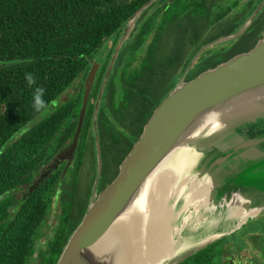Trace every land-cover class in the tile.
Returning <instances> with one entry per match:
<instances>
[{
	"label": "trees",
	"instance_id": "obj_1",
	"mask_svg": "<svg viewBox=\"0 0 264 264\" xmlns=\"http://www.w3.org/2000/svg\"><path fill=\"white\" fill-rule=\"evenodd\" d=\"M147 1L0 0V264H56L80 223L87 205L73 210L64 202L57 225L41 244L40 230L52 202L64 201V195L71 198L59 189L67 180L56 171L30 192L32 183L24 199L20 189L51 159L52 142L57 137L61 142L70 139L75 132L76 113L69 115L65 105L54 104ZM29 72L36 77L32 87L25 80ZM35 87L45 89L46 107L39 111L32 106ZM159 101L153 99V109ZM50 107L53 113L23 130ZM91 112L92 107L83 130ZM110 182L105 180L104 186ZM211 248L179 264H207L206 253L211 254Z\"/></svg>",
	"mask_w": 264,
	"mask_h": 264
},
{
	"label": "flooded vegetation",
	"instance_id": "obj_2",
	"mask_svg": "<svg viewBox=\"0 0 264 264\" xmlns=\"http://www.w3.org/2000/svg\"><path fill=\"white\" fill-rule=\"evenodd\" d=\"M175 1L177 0H148L145 5L150 2L149 6L137 17L131 28L128 29L127 22L97 53L96 58L89 60L86 72L54 104L56 107L65 105L69 115L76 113L75 132L82 108L84 107L85 118L92 107L90 123L83 130V118L73 151L65 155V160L56 170H51V175L59 171L60 178L65 180L74 174L70 183L59 188L62 190L60 192L69 193L72 188L76 191L77 174L86 159L93 163L94 170L103 181L95 195L87 200L72 201L64 195V201L60 198L53 201L51 209H57L55 226L56 216L61 213L64 202L68 201L73 210L81 208L83 204L88 207L91 200L116 178L120 165L142 135L156 108L175 87L181 83H189L202 73L250 52L264 40V0H187L181 7V14L169 12V4ZM213 10L215 12L212 14ZM163 50L165 52L160 57ZM92 68L95 69L94 76L87 87L86 82ZM202 68L206 69L200 71ZM173 75H177L178 83L173 84V89L169 91L165 84ZM154 98L160 101L153 109ZM75 132L70 139L61 142L58 139L60 137H57L52 142L54 152L51 159L40 166L31 183L20 189L19 194L23 199L29 186L47 172V168L53 165L61 153L72 147ZM105 180L111 182L104 186ZM233 195L220 194L219 200L224 202L223 199L226 200L227 197L231 200ZM241 197L247 203L245 196ZM222 206L218 207L223 208ZM210 219L213 220L214 217ZM240 223L239 220L238 224ZM211 226L213 225L208 227L213 229V234L208 232L204 237H214L216 243L227 236L223 230L226 227L223 222ZM254 232L251 228L241 239L236 237V243L229 245L232 253H221L222 263L264 264L259 261L260 251L252 252L248 260L241 259L244 253L247 254L244 249L249 244L253 248L256 246L257 240L254 241L255 237L250 236ZM210 245L208 247H212L213 243Z\"/></svg>",
	"mask_w": 264,
	"mask_h": 264
},
{
	"label": "water",
	"instance_id": "obj_3",
	"mask_svg": "<svg viewBox=\"0 0 264 264\" xmlns=\"http://www.w3.org/2000/svg\"><path fill=\"white\" fill-rule=\"evenodd\" d=\"M149 4L128 21V29ZM94 71L92 68L87 87ZM211 116H215L217 122L205 125ZM83 118L84 107L72 147L61 153L60 158L73 151ZM260 124L264 129V40L250 52L202 73L189 83H181L171 91L156 108L142 135L120 165L116 178L91 200L56 264H121L124 241L120 234H110L111 229L135 205L156 171L181 149L191 147L200 155V166L207 170L192 175L199 177L206 173L208 177L205 179L212 183L211 192L227 193L226 190L232 187L234 189L228 193L233 196L252 192L264 200V136L259 130ZM211 142L227 143V147L221 152L211 146ZM201 151L207 155L201 156ZM247 172L250 173L248 177ZM50 174L51 168L48 167L47 172L29 188L30 192ZM232 179L237 184L232 183ZM225 211H228L226 206ZM193 212H189L190 217ZM262 212L259 209L254 217ZM215 240L214 237L183 238L178 251L158 264H179Z\"/></svg>",
	"mask_w": 264,
	"mask_h": 264
},
{
	"label": "bare ground",
	"instance_id": "obj_4",
	"mask_svg": "<svg viewBox=\"0 0 264 264\" xmlns=\"http://www.w3.org/2000/svg\"><path fill=\"white\" fill-rule=\"evenodd\" d=\"M215 121L217 122L215 116H211L205 125ZM209 144L221 152L227 147V143ZM193 150L191 147L181 149L164 163L148 181L135 205L111 229L110 234L118 233L124 241L123 255H120L121 264H158L161 259L178 251L183 240L177 242L174 235L179 233L186 222L193 220L190 213L184 218L183 225L173 227L174 203L168 205L169 201L183 196V209L189 212L193 209L194 222L199 221L201 208L210 211L216 209L211 206L212 183L208 179L201 181L197 176L190 177L196 161ZM245 203L240 195H235L229 202H223V205L233 212L229 217L240 218V222H243L259 212V209H244Z\"/></svg>",
	"mask_w": 264,
	"mask_h": 264
},
{
	"label": "rangeland",
	"instance_id": "obj_5",
	"mask_svg": "<svg viewBox=\"0 0 264 264\" xmlns=\"http://www.w3.org/2000/svg\"><path fill=\"white\" fill-rule=\"evenodd\" d=\"M187 0H177L175 2H173V4H169V9H170V13H178L181 14L183 13L182 11V6L184 4H186ZM215 11L213 10L211 13L213 14ZM165 51H161L160 52V57L163 55ZM177 75H173L172 78L169 80V82H167L165 84V88L169 87L172 84H177ZM54 109L52 107L47 108L45 110H43L36 118H34L32 121H30L28 123V125L23 129V130H27L32 128L34 125H37L40 121H42L44 118L48 117L51 113H53ZM263 125L260 124L259 126V130H261V133L264 136V129H262ZM194 154V158H196V162L193 165V168L191 170V174H197L199 171H204L207 169H202L200 166V159L198 161V158L200 157V155L198 153H195V151L192 152ZM203 155H207V153L202 152L201 151V156ZM65 160V154L63 155V158L58 157L55 162L53 163L52 166H50L51 170H56L58 168V166L60 165V163ZM75 162V161H74ZM73 162V163H74ZM72 165V164H71ZM264 168V167H262ZM98 170H99V164H98ZM249 172L246 173V177L249 176ZM74 174H71L69 178H67V183H70L71 179L73 178ZM194 175H190V177H193ZM208 177V175L202 174V176H199L198 178L203 181L205 180V178ZM240 182V180H239ZM246 182V181H245ZM103 183V181H101L99 179L98 174L96 173V170H94V166L93 163H90L88 161V159H86L85 161H83L82 166L80 168L79 173L77 174V180H76V191L73 190L72 188V192H69L68 195L71 197L70 200L74 201V200H78L81 201L82 199H86L89 197H92L93 195H95V193L98 191L99 186ZM232 183L237 184V182L233 181L232 179ZM100 184V185H99ZM231 189H234L232 187L228 188L226 190V194H228V192L231 191ZM211 206L217 208V210H207L205 208H201L199 214H198V222H194L195 220V215L193 214V217L191 218V220H193V222H186V224L181 228V230L179 231L178 234L174 235V239L178 242L180 240H183V238H190V239H200L203 238L208 232L210 234H213L212 230L210 227H208L209 225H217L220 224V222H223L225 224V228L223 229L225 234L227 233V236L216 243H213L211 250L212 253L209 254L208 252L206 253V257L208 259V263L207 264H223L222 263V256L221 253L226 251L229 253H232V250H230V244H235L236 243V237L241 239V237H244L245 233L250 230L251 228H253L255 230V232L253 234H251L250 236H254V241H256V246L255 248H253L250 244L247 246V248H245L244 250L247 252V254L241 257V259H243L245 261V259L248 260L249 256L252 254V252H257L260 251V255L261 257L259 258V261H262L264 263V211L262 212L261 209H264V207H260L258 206L257 203H253L250 204L248 201L245 205V209L249 210L252 208H256V209H260V212H262V214L259 215V217L255 218V219H250L248 220L245 224H243L239 229H236V225H238L240 218H236V219H232L229 218L227 216L233 215V212L229 209L227 211V213H225L226 211L223 210L225 209V206L223 205V201L221 202L219 200L220 198V194L215 193L214 190L211 192ZM221 194H225V193H221ZM76 195H78V197H76ZM226 198V197H225ZM230 197H227L226 200L224 201L225 203L229 202ZM232 199V197H231ZM224 200V199H223ZM184 201V202H183ZM173 204L174 203V209H173V213L175 215V219L172 222V226L173 227H180L181 225H183L184 222V218L189 214V210H185L184 208V204H185V199L184 197H180L177 200H171L169 201V204ZM220 204H222L221 206L223 207L222 209L218 206H220ZM220 208V209H218ZM179 210V211H178ZM190 211H193V209H190ZM57 213V209L54 208V210H51L48 217L46 218V225L44 227L41 228L40 230V234H39V242L43 243L44 241H46L48 239V237L52 234L53 229L55 227V218L54 216ZM223 216H220V215ZM214 217L213 220H211L210 218ZM183 220V221H182ZM200 222L199 225H197ZM212 222V223H211ZM211 223V224H210ZM211 226V227H213ZM233 229H236L234 232L230 233V231H232ZM195 232V235H193V233ZM216 231H214L215 233ZM221 232V231H220ZM217 232V233H220ZM197 233V234H196ZM200 233V234H199ZM46 235H48L46 237ZM229 236V237H228ZM220 238V237H218ZM258 238V239H256ZM39 243V245H40ZM221 243V244H220ZM211 246V245H210ZM227 246V247H224ZM243 248V246H241V249Z\"/></svg>",
	"mask_w": 264,
	"mask_h": 264
},
{
	"label": "clouds",
	"instance_id": "obj_6",
	"mask_svg": "<svg viewBox=\"0 0 264 264\" xmlns=\"http://www.w3.org/2000/svg\"><path fill=\"white\" fill-rule=\"evenodd\" d=\"M25 80L26 83L29 87H32L33 85L36 84V77L34 73H26L25 74ZM45 94V89L42 87H35L33 89V96H32V100H33V108L37 111L43 109L46 107V102L43 99Z\"/></svg>",
	"mask_w": 264,
	"mask_h": 264
},
{
	"label": "crops",
	"instance_id": "obj_7",
	"mask_svg": "<svg viewBox=\"0 0 264 264\" xmlns=\"http://www.w3.org/2000/svg\"><path fill=\"white\" fill-rule=\"evenodd\" d=\"M215 174L217 176L218 171H216ZM241 194L245 196V198L248 200L249 203L254 202V203H257L258 205H261L264 207V200H262V198L259 197L258 194L252 193V192H245V193H241Z\"/></svg>",
	"mask_w": 264,
	"mask_h": 264
}]
</instances>
